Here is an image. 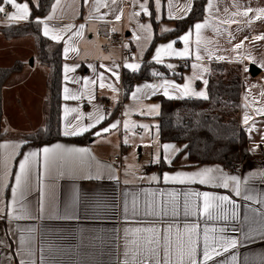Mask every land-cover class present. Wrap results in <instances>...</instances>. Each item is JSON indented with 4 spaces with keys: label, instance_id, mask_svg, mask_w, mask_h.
I'll use <instances>...</instances> for the list:
<instances>
[{
    "label": "crops",
    "instance_id": "0c3cea01",
    "mask_svg": "<svg viewBox=\"0 0 264 264\" xmlns=\"http://www.w3.org/2000/svg\"><path fill=\"white\" fill-rule=\"evenodd\" d=\"M194 1L152 0L151 7V0H55L51 11L37 18L46 21L52 30L46 37L61 43L63 48L61 134L65 125V108L79 110L67 114V121L71 123L79 120L81 124H92L99 117H104L91 131L80 135L90 134L84 142L57 140L46 144L28 143L26 138L46 125L49 71L46 68L43 71L44 67L39 64L32 37L8 41L0 34V67H10L18 61L26 63L21 72L6 82L0 105V183L4 182L7 172L2 195L8 205L7 219L0 218V264H20L22 258L29 259L28 251L33 253L31 259L36 264H45L42 257H49V248L57 251L59 264H124L125 259L135 262L147 255V242L152 239H158L161 246L170 242L174 264L177 244L183 245L185 249L188 247L189 236L184 229L191 225H198V258L201 264L204 228L225 227L229 230L227 235L243 241L244 232L249 229V217L258 219L250 210H264V204L236 196L231 190L234 187L231 182L229 189H224L198 182L165 183L163 176L179 172L192 173L205 167L219 168L227 176L238 177L245 187L251 186L257 193H264V180L261 179V174H264V113L258 111L264 109V40L255 39L264 36V18L256 19V9L264 7V0H208L202 20L196 21L178 36L169 35L176 29L177 21L189 15ZM17 3L28 4L29 18L10 22L5 13H0V27L28 22L32 4L38 6L39 0H17ZM236 3L241 7L237 8ZM209 4L213 5L211 11ZM0 7H4L9 15L17 11L6 2ZM247 7L253 9L248 17L234 15L237 11L242 13ZM196 23L206 25L201 30L199 61L196 60ZM41 28L44 35L42 24ZM189 32H192L189 55H162L158 63L165 65L170 76L167 74L151 81H136L129 98L124 100L123 72L127 70L136 73L142 68L155 36L168 34L149 55L150 60L157 63L155 54L161 46L173 43L176 51H184L182 37ZM53 35H58L59 39H53ZM114 37L117 43L113 44L111 40ZM236 45L242 47L237 48ZM30 58L33 59L31 66L28 62ZM182 61L188 62L184 71H181ZM214 61L239 63L243 68L240 119L247 135L251 157L235 170H228L218 163H194L185 151L186 143H163L160 139L157 120L160 104L155 98H168L160 85L167 80L170 84L180 85L182 89L189 84V78L197 77L192 80V89L196 92L204 91L208 97V83L205 85L203 81L209 80L211 63ZM129 63H138L139 70L133 72L125 67ZM251 65L260 70L255 77L250 74ZM66 66L75 71L66 74ZM180 73L181 80L171 76ZM145 85L157 87L151 89ZM66 87L69 89L67 100L64 92ZM138 88L140 92L136 91ZM167 91L170 96L179 95L174 88L169 87ZM72 95H78L80 99H72ZM186 98L196 97L185 96L180 99ZM153 107L158 108V113H149ZM246 114L249 116L247 125L244 123ZM116 122H119L116 129L102 131ZM125 124L128 128L124 127ZM249 128L253 130L249 131ZM98 130H101L100 136L95 135ZM56 144H62L65 148H87L90 153L88 156L65 154L56 158L54 162L57 168H72L79 173L82 169L88 171L89 166L93 172L97 166H103L106 170H112L119 182L116 179L99 182L79 178L53 180L45 171L42 149ZM165 144H172L179 150L171 153V163L165 159L168 155L163 150ZM32 151L39 152L40 156L30 176L31 191L18 203L16 214H21L19 207L22 203L29 205L32 215L39 218L16 221L11 219V190L16 187L15 177L20 175L19 164ZM116 157H119V161H115ZM157 157L159 162H156ZM153 176L159 179H150ZM53 183L58 210L49 213L45 198L46 186ZM74 188L80 193L79 204L75 213L67 214L74 218H57L66 215L64 209L72 201ZM97 190L102 191L105 197V203L100 205L95 203L94 193ZM194 192L228 196L239 205V219H207L203 213V198L191 195ZM193 201L196 205L195 213L192 211ZM186 202L189 212L187 216L184 214ZM41 205L45 211L37 212ZM174 205L177 212L175 216L171 215ZM227 207L231 210V205ZM170 226L171 233L168 232ZM150 228L157 231H146ZM31 229L36 231L31 232ZM136 229L141 231L136 232ZM232 229L236 232L233 233ZM216 235L209 233L210 244ZM231 255L238 257L237 264H264V243L242 242L226 253L225 257L230 260ZM160 256L163 264V247Z\"/></svg>",
    "mask_w": 264,
    "mask_h": 264
},
{
    "label": "snow or ice",
    "instance_id": "6c2138e0",
    "mask_svg": "<svg viewBox=\"0 0 264 264\" xmlns=\"http://www.w3.org/2000/svg\"><path fill=\"white\" fill-rule=\"evenodd\" d=\"M5 2L12 7H14L17 11L15 14L9 15L5 12L4 7H0V13H5L6 19L8 21H18V20H27L30 16L29 6L28 4H19L17 3V0H5ZM213 5L209 4V10L211 11ZM236 7H241L238 3H236ZM187 10V7L186 9ZM253 11L251 7H247L245 11L242 13L237 11L234 13V15H243L244 17H248L249 14ZM257 15L256 19H262L264 18V7L256 9ZM49 19H52V17H49ZM36 23L38 25L42 24L44 26V35L48 36L49 33L52 31L48 27V23L44 20H37ZM143 27V25H142ZM206 25L202 23H196L195 28V35H196V44H197V55L196 60H200L201 56L199 53V45L201 42V30L205 28ZM167 31V29H165ZM192 35V32H189L187 35H184L182 37V40L185 45V49L182 52L176 51L174 48L173 43H169L166 46H161L159 49H157L155 54V60L157 63L161 62L162 55H175L179 57H185L189 55V45H190V37ZM53 39H59L58 35H53ZM256 40H264V36H257L255 37ZM237 48L242 47V45H236ZM67 51V49L65 50ZM219 59H224V57H219ZM264 66V65H262ZM125 67L131 69L133 72H136L139 70L140 65L138 63H129L126 64ZM167 67L171 68L172 65H167ZM193 67H197L196 65H193ZM65 73L75 71L74 68L65 67L64 69ZM95 71V69H94ZM153 76H158L159 73L153 72ZM118 78V77H117ZM197 77H191L189 78V84H186L182 89L180 85L178 84H170L169 81L165 80L164 84L160 85V87L164 88V95L168 96L169 99H180L184 98L185 96L192 97L195 96L196 98H202L207 99V93L204 91L196 92L192 89V80L196 79ZM65 79L67 80V75H65ZM91 81L87 82L90 83ZM205 85H207L208 81L205 79L203 81ZM103 87V85H101ZM146 88L155 89L156 85H145ZM171 87L176 90H178L179 95L178 96H170L167 89ZM113 91H116L115 88L112 89ZM137 92H140L141 89H137ZM65 92V99H69V89L66 87L64 89ZM264 95V93H262ZM72 99H80V96L78 95H72ZM135 94H133V99H135ZM247 107V106H246ZM76 111L78 112V109H69L65 108V125L63 128V136L65 137H77L80 136L86 132L91 131L93 127H95L96 124L103 121L104 117H99L94 123L92 124H81L79 120H77L75 123H71L67 121V114L69 112ZM261 113H264V109L258 110ZM149 113H158V108L153 107L149 109ZM81 119H84L83 116H81ZM88 119H91V117H88ZM249 122V116L246 114L244 116V123L247 125ZM118 123H112L110 128H105L102 131L108 132L111 129H116L118 127ZM125 128H128V125H124ZM140 127H147L145 125H140ZM253 129L249 128V131ZM95 135L100 136L101 130H98ZM4 147H7L6 145ZM19 147V146H17ZM163 150L165 153H168L167 156H165V159L168 160L169 163H171V153L179 151L175 148L172 144H165L163 145ZM171 150V152H170ZM43 152V158H44V166L45 171L49 177H51L53 180L55 179H72L76 180L79 179H87V180H94V181H103L105 179L112 180L116 179L117 182L118 178L115 176L114 172L112 170H106L103 166H97L95 172L90 170L84 171L83 169L77 173L75 169L69 168L68 170H64L62 167L57 168L55 165V159L61 158L65 154L72 155V154H79L82 156H88L90 155L89 150L87 148H65L62 144H56L54 147H44L42 149ZM40 156L39 152H28L26 156L23 157V162L19 164V171L20 175H17L15 177V184L16 187L11 190V196H12V217L11 219L19 221L22 219H37L38 216H33L30 206L27 204H22L19 207L20 215H17V205L20 203L27 193L31 191V180L30 176L35 171L36 165H37V158ZM159 162V157H157V161ZM7 179V172H5V180L3 183H0V218L7 219V202L4 201V197L2 195L4 191V184H6ZM152 180L159 179L158 177H150ZM261 179L264 180V174H261ZM163 180L165 183L172 181V182H178V183H199L202 185H208L214 188H224L229 189L230 182L234 186L232 187V191L235 192L236 196L242 197L243 200L247 201H254L257 204H264V193H257L254 188L251 186L245 187L241 184V181L236 176H227L222 172L219 168H212V167H205L203 169H200L198 171L192 172V173H185V172H179L175 175H164ZM47 187L46 192V200H47V207L49 213H55L58 210L57 203H56V195H55V184H50ZM23 190V191H22ZM191 195L199 198H203V213L209 220H237L239 219L238 215V209L239 205L235 204L233 201L229 199L228 196L225 195H211L208 192H194L191 193ZM79 190L75 189L73 190V198L70 204H68L64 211L66 213L63 217H57V218H63V219H72L74 218L71 215H67L68 213H75L78 204H79ZM95 196V203L97 205L105 203V197L102 193V191L97 190L94 193ZM228 205H231V210ZM188 205L187 202L185 203V215H189V212L187 211ZM45 207L41 205L37 208V212H44ZM125 211H127V208L125 207ZM192 211L193 213L196 212V205L195 201H193L192 205ZM251 213L255 214V216L258 217V219H255L253 216L249 217V229L247 232H244L243 235V241L240 239L234 238V236L227 235L228 229L225 227L220 228H204V245H203V261L202 264H237L238 257L235 255H231L230 260L225 257L226 253H229L231 249L237 248L242 242H262L264 243V210H260L259 212L257 209H251ZM171 215L175 216L177 215L175 205L173 206ZM31 232H35V229H31ZM131 231V230H128ZM136 232H140L141 229H136ZM148 232H156L157 229L150 228L147 229ZM184 231L188 234L189 240H188V247L187 249L184 248L183 245L177 244L176 247V259L174 264H201V261L199 260V252H198V225H191L186 226ZM168 232H172V227L170 226L168 228ZM217 233L216 236L212 237V243L210 244L209 240V233ZM232 232L235 233L236 230L232 229ZM23 242V237H22ZM148 248L146 249L147 255L144 257L139 258L135 262H130L128 259H125L124 264H153V261L155 264H161V256L160 251L161 247H163L164 250V257H163V264H173L172 261V251H171V245L170 242L164 244L161 246V243L158 239H152L148 242ZM49 257L44 258L45 264H59L58 261V253L56 250H53L52 248H49ZM23 256V254L21 253ZM27 255L29 259H21L20 264H36L35 260H32L31 257L33 253L31 251L27 252Z\"/></svg>",
    "mask_w": 264,
    "mask_h": 264
},
{
    "label": "trees",
    "instance_id": "16d2710c",
    "mask_svg": "<svg viewBox=\"0 0 264 264\" xmlns=\"http://www.w3.org/2000/svg\"><path fill=\"white\" fill-rule=\"evenodd\" d=\"M23 1V0H19ZM55 0H39V5L32 4L30 20L23 24H8L0 27V34L6 40L32 37L36 44L37 60L48 69L49 95L46 103V125L35 134L26 138L29 144H46L57 140L76 142L87 141L90 134L80 137H64L61 134V88H62V44L43 35L41 24L37 18L46 16ZM208 0H195L189 15L177 21L176 29L169 33L178 36L196 21L205 17V5ZM151 0V7L152 5ZM5 5V0H0ZM1 16V15H0ZM168 35V34H167ZM165 36L156 35L147 53L142 68L131 73L123 72L124 100L129 98L136 81H151L169 75L163 64L152 62L150 53L156 44ZM180 45V43H177ZM25 62L18 61L10 67H0V105L3 88L11 76L21 72ZM186 67H182L184 71ZM159 73L153 76L152 73ZM243 68L239 63L214 61L207 85V99H168L158 96L160 104L159 121L160 139L166 142H184L185 151L192 162L197 164L218 163L228 170H235L251 157L248 139L241 124V99L243 92ZM167 75V76H168ZM178 80L182 73L174 74Z\"/></svg>",
    "mask_w": 264,
    "mask_h": 264
},
{
    "label": "water",
    "instance_id": "95a60500",
    "mask_svg": "<svg viewBox=\"0 0 264 264\" xmlns=\"http://www.w3.org/2000/svg\"><path fill=\"white\" fill-rule=\"evenodd\" d=\"M32 63H33V62H32ZM259 73H260V70H259L256 66H254V65H251V66H250V74H251L253 77L257 76Z\"/></svg>",
    "mask_w": 264,
    "mask_h": 264
},
{
    "label": "built area",
    "instance_id": "2783aa9c",
    "mask_svg": "<svg viewBox=\"0 0 264 264\" xmlns=\"http://www.w3.org/2000/svg\"><path fill=\"white\" fill-rule=\"evenodd\" d=\"M111 42L114 44V43H117V39L114 37L112 40H111ZM125 57H127L126 55H125ZM187 64H188V62L187 61H182L181 62V65L183 66V67H187ZM115 161H119V157H116L115 158Z\"/></svg>",
    "mask_w": 264,
    "mask_h": 264
},
{
    "label": "rangeland",
    "instance_id": "374dc122",
    "mask_svg": "<svg viewBox=\"0 0 264 264\" xmlns=\"http://www.w3.org/2000/svg\"><path fill=\"white\" fill-rule=\"evenodd\" d=\"M28 62H29V65L31 66V65L33 64V63H32V62H33V59H32V58H30V60H29ZM42 70H43V71H46V69H45V68H42Z\"/></svg>",
    "mask_w": 264,
    "mask_h": 264
}]
</instances>
